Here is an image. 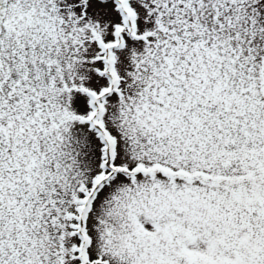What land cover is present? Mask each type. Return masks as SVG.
Wrapping results in <instances>:
<instances>
[{
	"label": "snow or ice",
	"instance_id": "obj_1",
	"mask_svg": "<svg viewBox=\"0 0 264 264\" xmlns=\"http://www.w3.org/2000/svg\"><path fill=\"white\" fill-rule=\"evenodd\" d=\"M0 264H264V0H0Z\"/></svg>",
	"mask_w": 264,
	"mask_h": 264
}]
</instances>
